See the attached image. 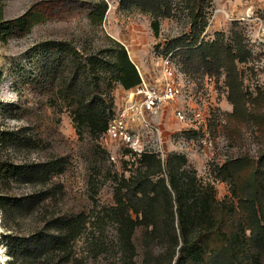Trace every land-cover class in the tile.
<instances>
[{"label":"rangeland","instance_id":"rangeland-1","mask_svg":"<svg viewBox=\"0 0 264 264\" xmlns=\"http://www.w3.org/2000/svg\"><path fill=\"white\" fill-rule=\"evenodd\" d=\"M104 1L108 11L98 28L91 26L88 15L99 0H0L4 19L0 24V197L24 204L32 196L46 194L45 202L30 213L0 209V264L13 262L6 236L31 240L39 233L48 235L51 220L80 214L89 216L90 222L76 244L77 261L70 264H119L109 255L99 262L91 258L93 234L101 229L107 237L113 233L109 220H97L95 208L114 205V173L128 176L144 152H157L164 161L173 153L185 155L198 176L215 187L218 201L234 203L236 219L246 223L248 214L232 196L231 176L238 177L237 185L243 187L264 159V0H205L196 9L207 25L200 43L233 49L239 38L249 53L247 63H238L242 85L234 97L236 105L230 100L226 72H207L181 47L192 41L194 15L186 0H156L153 5L142 0ZM155 21L160 23L158 36L152 28ZM108 37L125 46L142 81L150 84L162 77L160 58L171 55L185 95L156 119L163 136L160 148L148 142L138 123L133 131L141 136L142 146L136 147L144 148L141 154L103 137L92 140L87 130L75 125L68 103L53 94L44 71L45 54L60 43L73 49L86 44L92 50L107 45ZM129 91L126 81L115 86L114 117L126 105ZM177 110H184L195 126L181 123ZM197 113L200 121L194 120ZM13 137L21 143L7 141ZM38 165L55 171L44 186L8 177L7 171ZM223 167L232 175L221 173ZM63 257L58 252L48 255L53 264H60Z\"/></svg>","mask_w":264,"mask_h":264},{"label":"trees","instance_id":"trees-1","mask_svg":"<svg viewBox=\"0 0 264 264\" xmlns=\"http://www.w3.org/2000/svg\"><path fill=\"white\" fill-rule=\"evenodd\" d=\"M142 1L147 4L156 2ZM186 1L194 15L192 41L181 47L186 48L189 59H195L197 65L204 66L207 72L217 75L220 70L226 72L230 100L236 105L234 97L242 85L238 63H247L249 53L239 38L233 49L215 42L200 43L207 25L196 9L205 0ZM107 11V3L99 0L88 15L91 26L102 27ZM3 21L0 2V24ZM159 27L158 21L152 23L156 36ZM171 48H176V44ZM44 58V71L51 79L53 94L68 103L77 128L87 130L96 142L104 136L115 115V86L126 81L131 90L142 84L125 46L110 37L107 45L92 50L86 44L73 49L60 43ZM17 139L7 138V141L21 143L13 141ZM261 160L251 180L243 187L237 185L238 177L232 175L228 167L220 170L232 175V196L239 199L243 211L248 214L246 223H241L236 219L235 204L219 202L215 187L198 176L185 155L173 153L164 161L159 154L144 152L137 161L138 165L135 163L134 168L129 169L128 176L114 173V205L96 206L97 220L102 223L109 220L113 233L107 237L105 230L101 229L93 234L95 244L90 250L91 258L99 262L109 255L116 257L119 264H263L264 159ZM54 172L47 165H38L21 166L12 173L7 171V174L20 181L44 186ZM43 195L46 194L32 196L24 204H19L17 198L0 197V209L12 214L30 213L45 202ZM89 222L90 217L85 214L55 218L47 223L48 235L39 233L31 240L6 236L12 264L22 260L26 264H53L54 261L48 258L51 252L64 255L60 264L76 262L75 247Z\"/></svg>","mask_w":264,"mask_h":264},{"label":"built area","instance_id":"built-area-1","mask_svg":"<svg viewBox=\"0 0 264 264\" xmlns=\"http://www.w3.org/2000/svg\"><path fill=\"white\" fill-rule=\"evenodd\" d=\"M160 71L162 75L160 81L154 84L142 81L141 85L128 92L126 105L109 122L103 138L126 144L141 154L144 148H136L142 146L141 136L133 131L134 124L138 123L154 148L162 146V130L156 119L166 106L183 98L185 92L183 83L177 78V70L171 55L160 58ZM175 115L181 123L195 126L184 110H177ZM194 118L195 121H200L201 113H197Z\"/></svg>","mask_w":264,"mask_h":264}]
</instances>
